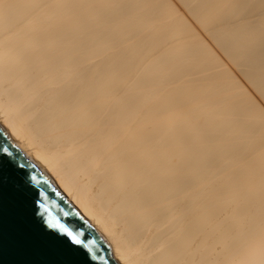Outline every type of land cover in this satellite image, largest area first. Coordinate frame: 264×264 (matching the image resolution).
<instances>
[{
	"label": "bare ground",
	"instance_id": "6f19581e",
	"mask_svg": "<svg viewBox=\"0 0 264 264\" xmlns=\"http://www.w3.org/2000/svg\"><path fill=\"white\" fill-rule=\"evenodd\" d=\"M177 2L0 0V121L114 264H264V0Z\"/></svg>",
	"mask_w": 264,
	"mask_h": 264
},
{
	"label": "snow or ice",
	"instance_id": "6c2138e0",
	"mask_svg": "<svg viewBox=\"0 0 264 264\" xmlns=\"http://www.w3.org/2000/svg\"><path fill=\"white\" fill-rule=\"evenodd\" d=\"M0 130V264H5L4 207L10 191L23 199V225L28 243L38 255V258L24 264H95L97 258L100 264H112L111 259L100 255L97 248V244L104 248V237L82 245L79 234L49 215L41 194L34 188L39 183L37 177L25 171L19 162L22 156L24 159L30 157V153L25 151L22 137L11 122L0 121ZM110 249L111 245L108 244L106 250Z\"/></svg>",
	"mask_w": 264,
	"mask_h": 264
},
{
	"label": "water",
	"instance_id": "95a60500",
	"mask_svg": "<svg viewBox=\"0 0 264 264\" xmlns=\"http://www.w3.org/2000/svg\"><path fill=\"white\" fill-rule=\"evenodd\" d=\"M19 162L25 171L37 177L39 183L35 184L34 188L37 193L41 194L42 202L47 207L49 215L54 220H59L73 232L79 234L82 245L100 240L98 235L60 198L49 180L33 167L30 162L24 159L23 156L19 158ZM39 203L38 201V204ZM22 205V197L10 191L7 195L4 207L3 257L5 264H24L26 261L38 258V255L28 243L26 230L23 225ZM49 231H51V229ZM74 247L81 246L74 245ZM97 248L100 249V255L110 258L106 246L100 248L99 244H97ZM95 264H100L99 258H97ZM112 264H114L113 261Z\"/></svg>",
	"mask_w": 264,
	"mask_h": 264
},
{
	"label": "rangeland",
	"instance_id": "374dc122",
	"mask_svg": "<svg viewBox=\"0 0 264 264\" xmlns=\"http://www.w3.org/2000/svg\"><path fill=\"white\" fill-rule=\"evenodd\" d=\"M173 1H174V0H173ZM175 2H177V0H175ZM176 4H178V2H177ZM179 4H180V5H179L180 9L183 10L184 14L187 15L186 17L190 18V21L193 20L191 23H192V24H195L194 27H196L197 24H196V22L194 21V19L190 16L189 12L184 8V6H183L181 3H179ZM177 6H178V5H177ZM182 6H183V7H182ZM181 7H182L183 9H182ZM185 10H186L187 12H186ZM183 12H182V13H183ZM188 20H189V19H188ZM193 22H194V23H193ZM197 26H198V25H197ZM196 28H197V27H196ZM198 28H199V27H198ZM201 32H203V31H201ZM202 34L205 36L204 38H205L207 41H209L210 44H212V43L210 42L211 40L209 39V36H207L204 32H203ZM219 54H220V52H219ZM222 56H223V55H222ZM224 61H225V60H224ZM226 62L228 63V61H226ZM232 67H233V66H232ZM232 67H231V68H232ZM233 68H234V67H233ZM235 69H236V68H235ZM236 70L239 71L238 69H236ZM236 70H235V71H236ZM232 71L234 72V74L236 73V74L238 75V79L240 80L241 77H242V75L239 76L240 73L237 72V71L235 72L233 69H232ZM238 73H239V74H238ZM236 74H235V75H236ZM237 75H236V76H237ZM242 80H243V77H242ZM242 80H241V83H243V85H245V87L247 88L248 91H250L251 88L253 89V87L250 88V86H249L250 84H249L248 82H246V83L244 84L245 79L243 80L244 82H242ZM247 83L249 84L248 87H247V85H246ZM248 88H249L250 90H249ZM253 90H254V89H253ZM250 92H251L250 94H252V90H251ZM253 92H255V90H254ZM256 93H257V92H255V94L253 93L254 96H253V94H252V96H253L254 98H256L255 96H258V95H259L258 93H257L258 95H256ZM256 99L258 100V101H257V100H256V101L259 102L260 105L263 104L262 106H264V103H262V99H261L260 96H258V98H256ZM259 99L261 100V103H262V104L260 103V100H259Z\"/></svg>",
	"mask_w": 264,
	"mask_h": 264
}]
</instances>
